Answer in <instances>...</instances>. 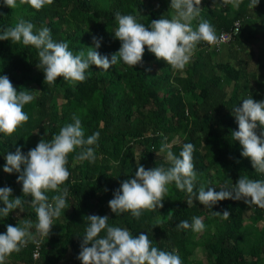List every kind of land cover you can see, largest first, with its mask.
Returning a JSON list of instances; mask_svg holds the SVG:
<instances>
[{
	"label": "trees",
	"instance_id": "trees-1",
	"mask_svg": "<svg viewBox=\"0 0 264 264\" xmlns=\"http://www.w3.org/2000/svg\"><path fill=\"white\" fill-rule=\"evenodd\" d=\"M151 1L146 5V0H53L40 9L27 0H17L14 7L0 2V26H14L20 18L31 20L34 31L48 26L53 38L67 40L74 52H86L94 46V36L103 37L98 50L111 58L121 46L114 34L118 26L115 13H133L149 24L171 9L170 0ZM211 3L213 7L208 0H202L200 15L191 22L193 27L207 19L219 35L221 31H230L238 19L242 22L241 31L229 42L264 39V0L257 4L254 0H238L239 6L235 0ZM225 7L230 8L226 11ZM221 46L200 41L196 55L181 74L145 45L143 62L135 66L122 59L108 70L92 64L87 70L91 74L83 81L69 83L61 75L54 84H48L38 66V49L34 45L0 39V74H8L18 90L34 95L24 106L29 119L11 134L0 133V186H11L12 195L24 200V211L14 209L0 219V232L6 231L9 223L38 219L30 203L31 194L23 193L22 181L17 179L20 173L3 168L8 151L14 152L22 145L27 152L41 139L50 140L65 123L73 122V114L80 116L86 136L97 130L101 133L99 146L93 145L97 153L95 162L78 159L87 146L76 147L68 153V179L59 189L46 190L51 199L67 185L70 205L54 218L49 236H38L39 243L29 241L20 251H13L5 264H83L78 254L89 214H108L109 223L128 227L133 234L149 232L158 247L178 250L183 264H204L192 258L200 246L211 251L207 264H264V230L244 225L245 206L250 205L244 199L225 198L210 208L194 198L189 205V193L173 181L163 206L145 208L139 218L130 210L116 216L108 204L122 181L134 174L138 160L147 168L170 165L171 161L160 152L167 149L161 146L174 136L177 140L170 148L174 155H180L186 142L195 146L197 188L211 183L220 190L219 186H230L241 175L264 179V173L255 169L250 157L242 155L243 146L231 135L233 129H238L234 107L242 104L246 94L261 100L264 93L247 90L240 81L238 68L230 62L216 61ZM228 87H232L231 91ZM261 127L264 126L257 128L258 134H264L260 133ZM250 206L252 221H264V207ZM225 210L229 211L226 217ZM197 215L206 226L215 225L217 232L203 237L197 236L191 227H177L180 220L191 221ZM32 231H36L34 225ZM103 234L102 231L100 235ZM37 249L39 256L34 257Z\"/></svg>",
	"mask_w": 264,
	"mask_h": 264
},
{
	"label": "clouds",
	"instance_id": "clouds-1",
	"mask_svg": "<svg viewBox=\"0 0 264 264\" xmlns=\"http://www.w3.org/2000/svg\"><path fill=\"white\" fill-rule=\"evenodd\" d=\"M0 2L14 7L17 0ZM52 2L53 0H27L36 9ZM224 2L227 3V0ZM235 2L239 6L238 0ZM254 3H259V0H254ZM201 4L202 0H170V7L176 10L175 15H162L151 19L149 24L141 22L133 13L117 11L115 19L118 26L114 34L121 40V46L111 58L98 50L103 37L94 36L95 44L89 46L86 52L83 49L74 52L67 40L54 39L48 26L34 31V23L24 18H20L14 26H0V39L10 38L11 41L34 45L38 49V66L43 69L44 79L48 84H54L61 75L69 83L83 81L91 74L87 70L92 64L108 70L122 59L135 66L143 62L145 45L157 58H163L173 68L183 69L200 41H207L209 44L223 41V36L217 34L215 25L207 19H201L193 27L191 22L200 15ZM33 99L31 91L18 90L8 74H0V133L11 134L29 119L24 106ZM234 115L238 121V129L232 130V137L243 146L242 155L250 157L255 169L264 173V134L257 132L259 126H264V99L256 100L252 95L243 98L242 104L234 107ZM260 133H264V127L260 128ZM100 135L97 130L86 136L80 116L73 114V122L65 123L50 140L41 139L27 152L23 151L21 145L14 152L6 153L7 162L3 168L10 173H20L17 179L22 181L23 193L31 194L30 203L35 208L38 219L35 222L24 219L22 224L15 225L9 223L6 231L0 232V264H5L9 254L20 251L29 241L39 243L38 236H49L55 224L54 218L60 217L62 211L70 205L67 185L51 199L46 190L59 189L68 179V153L76 147L87 146L82 148L78 159L95 162L97 153L93 145L99 146ZM161 147L170 148V145L163 144ZM194 147L189 141L183 144L180 155L169 151V166L161 164L147 168L138 160L134 174L122 181L108 201L112 212L118 216L130 210L132 215L139 218L145 208L154 209L158 205L162 207L163 198L169 193L168 186L173 181L178 188L189 193V205L196 198L206 207L213 208L220 200L233 198L264 207V179L241 175L230 186H219L220 190H216L215 184L211 183L207 186L200 184L197 188L198 169L193 160ZM13 191L9 185L0 186V201L3 202L0 206V219L7 217L14 209L24 211L22 196H13ZM223 215L228 216L229 211L225 210ZM109 217L108 214L87 215L89 223L83 236L82 250L78 254L83 264H183L182 257L175 248H160L150 238L149 232L133 234L128 227L109 223ZM33 225L35 232L32 231ZM177 227H191L199 232L206 225L203 218L197 215L191 221L180 220ZM102 231L104 234L100 235Z\"/></svg>",
	"mask_w": 264,
	"mask_h": 264
},
{
	"label": "rangeland",
	"instance_id": "rangeland-1",
	"mask_svg": "<svg viewBox=\"0 0 264 264\" xmlns=\"http://www.w3.org/2000/svg\"><path fill=\"white\" fill-rule=\"evenodd\" d=\"M211 1L212 0H208V3L213 7L214 5L211 3ZM151 2V0H146V5L151 4ZM207 6L210 7V5ZM229 8L230 7H225L224 9L228 11ZM175 12L176 10L174 8H171L167 13L163 15L173 16L175 15ZM261 25L264 30V21L263 24L261 21ZM221 47V50H219L215 55L216 61L230 62L233 66L240 70V81L244 84L247 90L264 93V39L254 38L250 43H247L245 41L234 42L232 40L227 44L224 43ZM196 52L197 45L189 62L193 60ZM182 72L183 69H177L178 74H181ZM35 89L38 92V88ZM227 89L231 91L232 87H228ZM247 96L249 95L246 94L245 96H243V98H246ZM60 101H63L62 98H60ZM176 140L177 136H174L172 139H170V141L168 142L170 148ZM28 141H30V139H28ZM134 145L138 146L137 144ZM170 148H167L165 151L160 152V154H164V156H166V158L168 159V152L170 151ZM252 213V207L250 205H246L244 225L253 229L258 228L260 230H264V221H260L259 223L252 221ZM210 232H217V228H215V225L206 226V228H204L202 231L197 232V236L204 237L207 236V234ZM210 253L211 251L209 249L204 246H200L195 249L192 258L199 262H204V264H207L208 256L210 255ZM261 255L264 256V252ZM67 257V259L71 258L70 255H68Z\"/></svg>",
	"mask_w": 264,
	"mask_h": 264
},
{
	"label": "built area",
	"instance_id": "built-area-1",
	"mask_svg": "<svg viewBox=\"0 0 264 264\" xmlns=\"http://www.w3.org/2000/svg\"><path fill=\"white\" fill-rule=\"evenodd\" d=\"M241 23L242 22L240 20L236 19L230 31H221L219 35L223 36V41L221 43H218L217 45L229 42L234 37V35L238 34L241 31ZM37 256H39L38 249L34 252V257Z\"/></svg>",
	"mask_w": 264,
	"mask_h": 264
}]
</instances>
